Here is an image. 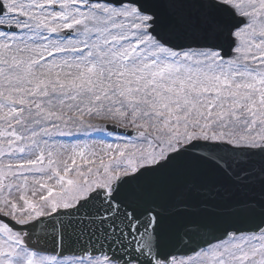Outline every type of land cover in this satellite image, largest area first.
<instances>
[{
    "label": "snow or ice",
    "instance_id": "snow-or-ice-1",
    "mask_svg": "<svg viewBox=\"0 0 264 264\" xmlns=\"http://www.w3.org/2000/svg\"><path fill=\"white\" fill-rule=\"evenodd\" d=\"M0 264H264V0H0Z\"/></svg>",
    "mask_w": 264,
    "mask_h": 264
}]
</instances>
